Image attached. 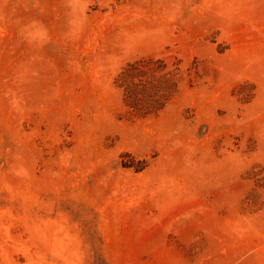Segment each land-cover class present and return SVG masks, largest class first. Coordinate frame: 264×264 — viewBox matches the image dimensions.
Listing matches in <instances>:
<instances>
[{
    "label": "rangeland",
    "instance_id": "obj_1",
    "mask_svg": "<svg viewBox=\"0 0 264 264\" xmlns=\"http://www.w3.org/2000/svg\"><path fill=\"white\" fill-rule=\"evenodd\" d=\"M0 264H264V0H0Z\"/></svg>",
    "mask_w": 264,
    "mask_h": 264
},
{
    "label": "trees",
    "instance_id": "obj_2",
    "mask_svg": "<svg viewBox=\"0 0 264 264\" xmlns=\"http://www.w3.org/2000/svg\"><path fill=\"white\" fill-rule=\"evenodd\" d=\"M148 61H138V63H135L133 66H131L130 69L124 70L120 74L119 82L121 83V87L124 88V90L127 93V98L129 101L136 100L137 92L139 87H144L143 83L140 80L142 77H144V72L140 71V67L145 68L146 65H143L144 63H147ZM151 63V62H150ZM138 79V83H135L134 81ZM156 87L159 90V88H162L161 86H152L151 92H154V95L152 97L156 96ZM163 89V88H162Z\"/></svg>",
    "mask_w": 264,
    "mask_h": 264
}]
</instances>
